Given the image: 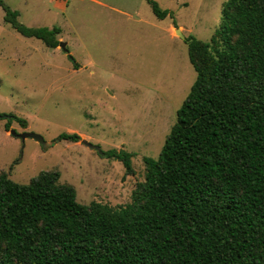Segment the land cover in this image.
Wrapping results in <instances>:
<instances>
[{
    "label": "trees",
    "instance_id": "1",
    "mask_svg": "<svg viewBox=\"0 0 264 264\" xmlns=\"http://www.w3.org/2000/svg\"><path fill=\"white\" fill-rule=\"evenodd\" d=\"M0 6L17 32L59 46L61 27L27 26ZM186 41L196 80L132 201L84 204L58 171L28 184L2 171L0 264H264V0H226L210 41ZM101 154L134 173L133 153Z\"/></svg>",
    "mask_w": 264,
    "mask_h": 264
},
{
    "label": "rangeland",
    "instance_id": "2",
    "mask_svg": "<svg viewBox=\"0 0 264 264\" xmlns=\"http://www.w3.org/2000/svg\"><path fill=\"white\" fill-rule=\"evenodd\" d=\"M156 1L172 16L158 18L147 0H5L27 26L61 27L69 53L17 32L0 6V172L28 184L58 171L81 203L132 201L144 158L158 157L196 80L186 39L210 41L226 0ZM11 130L38 133L48 147ZM64 132L81 140H57ZM83 139L133 153L134 173Z\"/></svg>",
    "mask_w": 264,
    "mask_h": 264
},
{
    "label": "water",
    "instance_id": "3",
    "mask_svg": "<svg viewBox=\"0 0 264 264\" xmlns=\"http://www.w3.org/2000/svg\"><path fill=\"white\" fill-rule=\"evenodd\" d=\"M176 33L182 37L183 39H186V37L184 36L183 32L181 31V29L179 27L176 28ZM59 46L64 49L66 52L69 53V49L67 48V43L64 41H61ZM10 118V116H8ZM11 133L14 135H18L19 137H21L23 140H25L28 137L34 138L36 139L39 143H41L45 148L48 147V143L47 141L44 139V137L38 133L35 132H23L20 134H17V132L15 130H11ZM83 143H85L87 146L91 147L92 149L97 150L99 153H103V150L100 146L98 145H94L92 143H90L88 140L83 139L82 140Z\"/></svg>",
    "mask_w": 264,
    "mask_h": 264
},
{
    "label": "crops",
    "instance_id": "4",
    "mask_svg": "<svg viewBox=\"0 0 264 264\" xmlns=\"http://www.w3.org/2000/svg\"><path fill=\"white\" fill-rule=\"evenodd\" d=\"M60 34H61V33H60ZM60 34H59V35H60ZM59 39H60V38H59ZM60 41H61V40H60ZM67 47H68V44H67ZM53 49L55 50L56 48H53Z\"/></svg>",
    "mask_w": 264,
    "mask_h": 264
}]
</instances>
